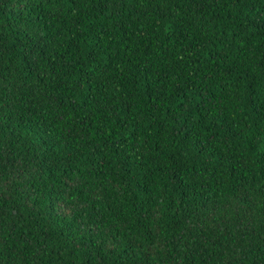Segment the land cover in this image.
Listing matches in <instances>:
<instances>
[{
	"label": "trees",
	"instance_id": "1",
	"mask_svg": "<svg viewBox=\"0 0 264 264\" xmlns=\"http://www.w3.org/2000/svg\"><path fill=\"white\" fill-rule=\"evenodd\" d=\"M0 264H264V0H0Z\"/></svg>",
	"mask_w": 264,
	"mask_h": 264
}]
</instances>
